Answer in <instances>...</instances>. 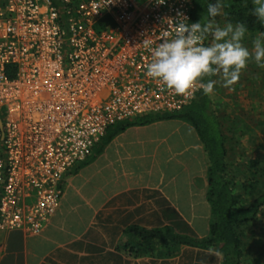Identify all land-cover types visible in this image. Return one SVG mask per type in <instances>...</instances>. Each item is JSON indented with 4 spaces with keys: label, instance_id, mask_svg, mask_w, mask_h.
<instances>
[{
    "label": "built area",
    "instance_id": "obj_1",
    "mask_svg": "<svg viewBox=\"0 0 264 264\" xmlns=\"http://www.w3.org/2000/svg\"><path fill=\"white\" fill-rule=\"evenodd\" d=\"M109 2L0 0V231L41 232L64 177L110 125L196 93L148 77L142 43L172 31L177 12L192 23L191 0Z\"/></svg>",
    "mask_w": 264,
    "mask_h": 264
},
{
    "label": "crops",
    "instance_id": "obj_2",
    "mask_svg": "<svg viewBox=\"0 0 264 264\" xmlns=\"http://www.w3.org/2000/svg\"><path fill=\"white\" fill-rule=\"evenodd\" d=\"M80 164L64 177L41 232L0 231V264H212L188 259L190 250L204 255L188 246L165 257L161 246L141 244L131 230L187 223L195 236L207 234V155L190 123L131 125Z\"/></svg>",
    "mask_w": 264,
    "mask_h": 264
},
{
    "label": "trees",
    "instance_id": "obj_3",
    "mask_svg": "<svg viewBox=\"0 0 264 264\" xmlns=\"http://www.w3.org/2000/svg\"><path fill=\"white\" fill-rule=\"evenodd\" d=\"M208 2L214 0H191L193 22L207 15ZM221 2L220 16L224 23L242 22L247 26V33L252 36L264 31V27L252 15V0H221ZM7 74L12 76L10 71ZM171 118L184 120L195 128L207 155L206 200L211 209L208 232L205 236L198 237L192 232H180L174 224L151 229L134 227L131 230L139 237L141 244L150 247L153 244L161 246L162 255L165 257H173L182 246H188L215 250L220 256L219 264H243L245 231L264 207V166L262 165L264 157L260 155L257 159L248 161L250 173L247 182L243 180L241 182L237 177V184L234 183L229 172L231 163L228 159L230 156L227 146L228 137L224 133L222 122L209 95L197 91L191 102L180 110L137 116L110 125L80 165L88 163L105 144L125 128ZM235 185L241 187L243 192L236 191Z\"/></svg>",
    "mask_w": 264,
    "mask_h": 264
},
{
    "label": "clouds",
    "instance_id": "obj_4",
    "mask_svg": "<svg viewBox=\"0 0 264 264\" xmlns=\"http://www.w3.org/2000/svg\"><path fill=\"white\" fill-rule=\"evenodd\" d=\"M252 5V15L264 27V0H252ZM206 11L205 17L192 23L177 12L172 31H165L154 46L150 39L142 42L151 56L146 75L186 98L197 91L213 94L217 84L231 88L249 62L264 67V31L252 40L250 50L243 44L248 31L244 23L226 22L221 27L215 22L222 14L221 0L208 2ZM209 255L219 253L209 249Z\"/></svg>",
    "mask_w": 264,
    "mask_h": 264
},
{
    "label": "rangeland",
    "instance_id": "obj_5",
    "mask_svg": "<svg viewBox=\"0 0 264 264\" xmlns=\"http://www.w3.org/2000/svg\"><path fill=\"white\" fill-rule=\"evenodd\" d=\"M215 22L221 27L225 24L221 16L216 17ZM255 38L247 33L243 44L251 50V42ZM209 97L228 137L230 176L236 184L238 178L247 182L250 173L248 161L260 155L264 157V67L249 62L231 88L217 84ZM235 189L243 192L237 185ZM176 226L180 232L195 234L187 223H176ZM243 246V264H264V207L247 227ZM190 251L186 253L188 259L204 258L205 262H217L215 255H209V250L204 249L203 256L198 251Z\"/></svg>",
    "mask_w": 264,
    "mask_h": 264
}]
</instances>
